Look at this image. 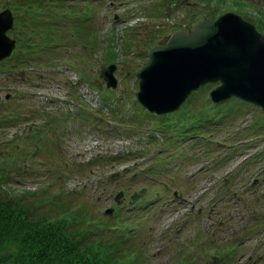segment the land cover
<instances>
[{
	"label": "rangeland",
	"instance_id": "rangeland-1",
	"mask_svg": "<svg viewBox=\"0 0 264 264\" xmlns=\"http://www.w3.org/2000/svg\"><path fill=\"white\" fill-rule=\"evenodd\" d=\"M14 1L0 0V8ZM85 1L63 0L67 15H56L46 1L50 17L21 14L24 19L14 20L18 43L12 56L0 60V114L6 121L0 136L28 143L38 132L47 138L29 146L34 153L18 145L0 149L8 154L0 160L10 174L2 187L29 190L25 201L37 213L87 206L90 218L110 224L98 223L89 237L125 239L137 251L135 264H264L260 107L248 100L231 105L229 97L243 100L232 95L224 99L232 106L229 112L213 119L207 111V127L178 131L174 112L191 113L185 120L201 113L203 89L192 91L169 114L149 112L134 98L135 72L148 56L147 47L165 42L173 24L188 14L205 11L204 0H91L88 27L95 43L105 44L103 53H93L98 45L71 38ZM237 1L214 4L240 13L264 32V0ZM49 34L60 40L28 44ZM108 49L115 54L113 87L99 73L104 56L112 55ZM82 71L87 76L81 77ZM91 111L100 117L92 119ZM51 115L59 116L53 124L47 121ZM141 188L131 201L130 193ZM108 206L113 211L104 213Z\"/></svg>",
	"mask_w": 264,
	"mask_h": 264
},
{
	"label": "trees",
	"instance_id": "trees-1",
	"mask_svg": "<svg viewBox=\"0 0 264 264\" xmlns=\"http://www.w3.org/2000/svg\"><path fill=\"white\" fill-rule=\"evenodd\" d=\"M10 1L11 0H5L6 4ZM46 1H50L52 5L56 7L58 11H56V15H58V13L67 15L70 11L62 7L63 0H17L14 1L10 7L14 12L15 19L20 17L21 14L25 15V17H30L36 13H41L43 16L50 17V10L47 9L46 13L43 7V3L45 6ZM237 2L244 3L246 1L238 0ZM71 5L72 3H70V6ZM205 5H207L205 11L200 12L198 15H195L193 12L188 14V19L181 22L180 25L173 24L174 28L184 24H191L198 19L199 16L214 17L219 11L218 6L214 4V0H204L203 7ZM93 6L94 4L91 0H87V2L85 1L81 4L76 14V22H79L80 25L77 24L71 29V38H76L85 42L86 45L89 43L92 46L97 45V41L95 43V38L92 35L94 31L88 27L90 17L88 11L90 8H93ZM262 16L260 15L257 18L261 19ZM21 19L24 18L22 17ZM47 32L49 33L48 29ZM29 34L32 35L33 30H31ZM46 40L49 42H57L60 39L50 34L49 36L43 37L35 36V39L28 41V44L36 47L43 44ZM110 49L112 50V46ZM110 49H108V54L111 53ZM41 50H45V46L42 47ZM113 56H115L114 53L110 55L109 59L104 56V60L110 62ZM17 58L19 57L17 56ZM80 74L81 77L84 75L87 76L85 71H82ZM214 83L215 82H205L195 90V92H199L202 89L204 90L201 113L198 115L192 113L191 119L185 120L183 116H189L191 113L184 114V112L181 111L174 112L176 115H174L175 121L177 123L175 127H177L178 131L198 129L199 125H201L199 126L201 128L207 127V121L210 119V116H207V111H211L214 116L213 119H217L219 113H226L232 109V106L230 108L228 106L226 107V100L222 102L219 101L217 104H212L209 108L207 107L204 98L207 90ZM108 92L109 91L106 93ZM191 93L194 94V92ZM105 96L109 98V100L114 97L109 94H104V97ZM232 100L234 101L230 103L231 105L236 101H240L241 104L245 102L244 100H235V97H230L227 101ZM169 113L171 112L166 114ZM90 115H92L91 112L89 116ZM91 118L93 119V116H91ZM257 118L259 122L263 123L261 120V118L263 119L262 115H258L256 119ZM57 119H59V116L51 115L47 121L53 124ZM4 120V116L0 114V126L2 129H5L6 121ZM151 126L155 129L153 121L151 122ZM166 127L167 123L163 130L166 129ZM29 137L32 143L25 142V140L21 142L18 137H10L2 141L3 136H0V149L6 146L18 145L21 148L28 149L26 150L27 153H34L29 146H38L39 141L47 138V133H42L41 138L39 132L35 135L31 134ZM258 154L264 155V149ZM3 157H8V154L5 153V150H0V158H2V160H4ZM6 167L7 163H2L0 160V264H135L137 251L127 247L128 242H126L125 239L109 242L107 239L103 240V237H97L98 235L95 239L89 237L92 236L91 232L98 223H102V225H107L108 227H110V224L90 218L88 216L87 211H89V209L87 206L82 205L80 209L75 208L72 210L62 207L56 213H48L45 211L37 213L36 210L25 201L28 195L26 191L29 192V190L16 192L15 189H4L2 185L6 183L5 178L10 176ZM42 200L44 201V199ZM55 200L56 199H54L53 203ZM29 202H31V200ZM84 220L86 222H84ZM81 221L83 222L81 223ZM129 252L130 255H128Z\"/></svg>",
	"mask_w": 264,
	"mask_h": 264
},
{
	"label": "water",
	"instance_id": "water-1",
	"mask_svg": "<svg viewBox=\"0 0 264 264\" xmlns=\"http://www.w3.org/2000/svg\"><path fill=\"white\" fill-rule=\"evenodd\" d=\"M12 21L11 9L1 8L0 59L15 45V37L7 33ZM147 55L135 73V95L148 111H173L199 85L219 80L209 90L213 101L235 95L257 104L264 115V33L240 13L227 10L214 18L201 17L173 30L165 42L148 47ZM114 68L113 62L100 66L106 86L117 83ZM136 195L132 193L131 199ZM111 211L112 207L105 209Z\"/></svg>",
	"mask_w": 264,
	"mask_h": 264
}]
</instances>
